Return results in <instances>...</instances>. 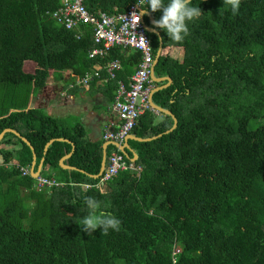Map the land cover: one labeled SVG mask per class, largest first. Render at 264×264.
<instances>
[{
	"label": "trees",
	"instance_id": "trees-1",
	"mask_svg": "<svg viewBox=\"0 0 264 264\" xmlns=\"http://www.w3.org/2000/svg\"><path fill=\"white\" fill-rule=\"evenodd\" d=\"M136 2L85 5L115 15ZM60 5L0 0V92L8 105L0 108V134L17 132L0 139V264H264V0H241L235 16L224 0H191L203 13L188 22L183 42L162 29L147 32L155 58L160 36L163 42L157 76L171 77L153 101L171 113L162 120L143 114L132 133L155 138L129 139L142 170L120 172L108 182L111 191L83 186L99 181L105 141L88 140L81 124L63 125L32 99L53 72L80 78L96 63L120 59L131 77L141 54L114 46L90 58L92 27L79 32L59 23L53 12ZM148 11L155 20L163 15ZM168 47L183 49L182 59ZM73 147L64 161L76 167L70 170L60 160ZM34 152L36 167L44 158L41 174L64 186L39 191L23 175L18 165L31 167ZM85 196L120 221L119 231L82 230Z\"/></svg>",
	"mask_w": 264,
	"mask_h": 264
},
{
	"label": "built area",
	"instance_id": "built-area-1",
	"mask_svg": "<svg viewBox=\"0 0 264 264\" xmlns=\"http://www.w3.org/2000/svg\"><path fill=\"white\" fill-rule=\"evenodd\" d=\"M85 1L61 0V5L53 12V16L67 28H77L79 32H81L82 25L92 27L94 47L89 50L90 58H104L114 46L132 49L141 54L136 70L128 82L118 77V72L122 69V62L120 59H114L105 64L99 63L94 69L86 72L70 84V87L87 86L94 79H101L104 82L116 81L117 83L112 109L116 113L118 121L105 127L103 135V140L110 142V145L115 147L107 153L105 169L99 181L94 184H85L86 188H101L105 187L122 171L129 170L140 173L142 170V167L136 165L134 160L127 159L126 154L121 151L120 145L124 144L133 129L137 127L146 111L157 112L150 101L151 94L156 87L152 78L155 56L150 37L147 34L144 14H141L139 24L138 17L136 22L133 21V12L141 13V8L137 2L129 6L124 12L111 15L104 11L97 13L90 11L85 5ZM146 3L147 0H145V5ZM103 71L105 75H103ZM18 167L23 175L31 173L28 167L19 165ZM63 185L64 183L55 178L39 176L35 187L41 191L45 188Z\"/></svg>",
	"mask_w": 264,
	"mask_h": 264
},
{
	"label": "crops",
	"instance_id": "crops-1",
	"mask_svg": "<svg viewBox=\"0 0 264 264\" xmlns=\"http://www.w3.org/2000/svg\"><path fill=\"white\" fill-rule=\"evenodd\" d=\"M166 49L167 50L169 49L172 53H177L174 51L175 48L170 49L168 47ZM133 52L135 51L133 50ZM130 53L131 52H129V54ZM177 54L178 56H180L179 59H182L184 50L179 49V52ZM98 65L99 63H96L93 66V69ZM120 71H122L123 73L122 76H125V79L129 81L130 76L128 75V70L125 68L123 69V64H122V69ZM155 74H156V70H155ZM63 75L64 76L62 77V79H55V84L50 85L49 83H47L44 87L40 88L32 99V106L43 108L45 111L49 110L52 116L61 120L63 122V125L68 126L69 128H72L76 124H81L86 131L87 139L90 141L93 142L104 141L103 135H104L105 127H107L112 122L118 121V117L112 109V103L114 100L117 83L111 81L104 82L101 79H94L87 86L79 85L75 87H70V84L77 78L72 77L69 74V72ZM103 75H105L104 71H103ZM161 82H163L164 84L156 85V89L158 88L159 90L161 88H164L165 83H168V85L171 84V82L167 80ZM154 113L158 116L159 120H162L163 117L165 116L164 115L165 112H162L160 110H157V112ZM131 134L137 137L134 133ZM128 145L132 150L131 152L134 153L135 150L129 144V141H128ZM36 164H37V159H36ZM40 164L41 161L38 163V166ZM38 166L36 168H38ZM41 173H42V169H41ZM49 178H53V177H49ZM53 187H58V186H53Z\"/></svg>",
	"mask_w": 264,
	"mask_h": 264
},
{
	"label": "clouds",
	"instance_id": "clouds-1",
	"mask_svg": "<svg viewBox=\"0 0 264 264\" xmlns=\"http://www.w3.org/2000/svg\"><path fill=\"white\" fill-rule=\"evenodd\" d=\"M137 3L141 8V13L133 12V21L136 22L138 17L139 24L141 14H147L149 8L152 12L162 10V17L153 21L154 27L164 30L168 37H170V40L175 42H183L184 39L190 35L188 22L198 19L203 13L200 7L191 6V0H168L167 3H165V0H147L146 5L145 0H137ZM224 4L230 7L234 16L239 13L241 0H224ZM142 38L144 37L142 36ZM29 169L31 171V167H29ZM28 175H32V172ZM39 176L44 175L40 174ZM37 177H35L36 180ZM85 184H83L84 187ZM84 203L87 206L88 214L83 217L79 224L84 232L88 235H92L95 230L102 229V235H107L109 230L119 231L120 221L110 213H105L102 210V204L99 200L95 197L85 196Z\"/></svg>",
	"mask_w": 264,
	"mask_h": 264
},
{
	"label": "water",
	"instance_id": "water-1",
	"mask_svg": "<svg viewBox=\"0 0 264 264\" xmlns=\"http://www.w3.org/2000/svg\"><path fill=\"white\" fill-rule=\"evenodd\" d=\"M145 15H146L147 17H149L150 22H151L152 25H149L148 23H146ZM153 21H155V19L152 17V15L150 14V12L147 11V14H144V22H145L146 29H147L149 32H153V33H156V34L160 35V33H159V31L157 30V28L154 27ZM162 49H163V42H162V38H161V36H160V47H159V50H158L157 56H156V58H155L154 67H153V73H152V78L154 79L155 82H158V83L161 82V81H164V80H167V81L171 82V77H169V76H165V77L158 78V77L156 76V74H155V66H156V64H157V62H158V60H159V57H160L161 52H162ZM167 85H168V83H166L164 86H167ZM157 90H158V88H157V89L155 88V89L153 90L152 94H151L150 101H151L152 105H153L157 110H160V111H162V112H165V113H167V114H170V113H171L170 111L165 110L164 108L160 107L159 105H157V104L153 101V94H154V92H156ZM173 118H174V125H173V127L170 129V131H172L173 129H175L176 126H177V123H178L177 118H176L175 116H173ZM7 132H15V133H17V132H16L15 130H13V129L6 128V129H4V130L1 132V134H0V139H1V138H2ZM129 139H138V140H140V141H146V140H150V139H152V138H137V137H135L134 135L130 134V135L127 137V139H126V141L124 142V144H123V145H120V149H121V151H123L124 153H126V150H127V149L130 150V151H132V150L130 149L129 145H128V141H129ZM24 140L26 141V139H24ZM54 140H55V139H51V140L46 144L45 152L47 151L48 147L50 146V144H51ZM59 140H61V139H59ZM109 145H110V142H105V143L103 144V161H102V165H101V169H100L99 173H98L97 175H94L95 178H99V177L102 175V173H103V171H104V169H105L106 157H107V148H108ZM32 149H33V147H32ZM73 151H74V147H73V150H72L68 155L64 156V157L60 160V164H61L64 168H66V169H70V170L76 169V167H72V166L66 165V164L64 163V161H65L67 158H69V157L73 154ZM133 154H134V157L132 158V160L135 161V160L137 159L138 156H137V154H136L135 152H134ZM36 159H37V155H36L35 152H34V159H33V163H32V165H31V172H32V176H33L34 178L37 177V176H39V175L41 174V169H42L41 167H42V164H43V162H44V158H43V159L41 160V164L38 166V168H36Z\"/></svg>",
	"mask_w": 264,
	"mask_h": 264
},
{
	"label": "rangeland",
	"instance_id": "rangeland-1",
	"mask_svg": "<svg viewBox=\"0 0 264 264\" xmlns=\"http://www.w3.org/2000/svg\"><path fill=\"white\" fill-rule=\"evenodd\" d=\"M177 58L179 59L180 58V56H178V54H177ZM56 75V72H53L52 73V76L53 77H51V79H50V81L48 82L50 85L51 84H55V78H54V76ZM2 92V91H1ZM0 92V108L1 107H5V106H8L7 105V103H6V105H5V101L3 100L2 101V98H3V93H1ZM49 115H51V112L48 110V111H46ZM148 138H155V137H148ZM16 140V139H15ZM17 142V141H16ZM48 171H51V170H48ZM105 190H108V191H111V187L108 185V184H106V186H105V188H104ZM1 201H2V203L3 204H5L7 201H6V199L4 198V197H2V199H1ZM23 203L25 204V206L27 207V209H33V206L31 205L32 204V202L31 201H29V200H24L23 201ZM31 206H32V208H31ZM178 249H181V246L179 245L178 247H177V249L176 250H178Z\"/></svg>",
	"mask_w": 264,
	"mask_h": 264
}]
</instances>
